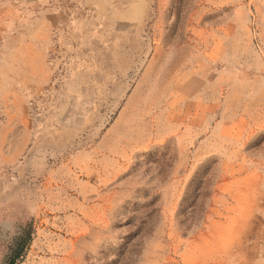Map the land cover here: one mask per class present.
I'll return each mask as SVG.
<instances>
[{"label": "rangeland", "instance_id": "rangeland-1", "mask_svg": "<svg viewBox=\"0 0 264 264\" xmlns=\"http://www.w3.org/2000/svg\"><path fill=\"white\" fill-rule=\"evenodd\" d=\"M0 264H264V0H0Z\"/></svg>", "mask_w": 264, "mask_h": 264}]
</instances>
